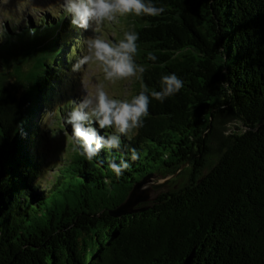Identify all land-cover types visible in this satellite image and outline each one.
Returning <instances> with one entry per match:
<instances>
[{"label": "trees", "instance_id": "16d2710c", "mask_svg": "<svg viewBox=\"0 0 264 264\" xmlns=\"http://www.w3.org/2000/svg\"><path fill=\"white\" fill-rule=\"evenodd\" d=\"M152 3L165 12L131 15L127 30L139 35L143 82L159 91L161 77L175 73L184 86L163 103L150 97L138 135L92 161L65 123L84 30L61 13L30 23L32 34L11 27L0 43V264H264V0ZM15 43L21 62L9 58ZM56 107L69 152L41 186L42 121ZM234 121L241 123L225 135ZM130 148L140 154L135 162ZM121 160L131 167L117 179L109 164ZM177 172L186 174L183 185L125 208L146 177Z\"/></svg>", "mask_w": 264, "mask_h": 264}, {"label": "clouds", "instance_id": "9594fccd", "mask_svg": "<svg viewBox=\"0 0 264 264\" xmlns=\"http://www.w3.org/2000/svg\"><path fill=\"white\" fill-rule=\"evenodd\" d=\"M62 6L71 15L72 26L91 32L82 41L83 53L77 57L72 70L80 72L86 66H95L103 74V81L96 84L93 92L83 96L67 114L65 121L71 126L77 150L88 161H92L102 150H119L122 138L131 141L138 135L149 116L150 97L163 103L179 93L184 82L175 73L163 75L160 90L150 91L143 82L146 66L136 62L138 33L124 31L121 39L113 41L104 38L101 31L105 25L117 23L119 17L160 16L165 12L164 7H156L152 0H62ZM147 60L155 62L157 56L149 52ZM120 81H138L139 94L130 100L113 98L106 89V83L115 85ZM233 123L241 122H230L227 127L231 129ZM93 125L100 130L112 129V133L106 137L101 136ZM225 135H229V132H225ZM129 151L133 162L140 158L135 148H130ZM109 167L119 179L131 165L126 160H121L119 164L110 162Z\"/></svg>", "mask_w": 264, "mask_h": 264}, {"label": "rangeland", "instance_id": "374dc122", "mask_svg": "<svg viewBox=\"0 0 264 264\" xmlns=\"http://www.w3.org/2000/svg\"><path fill=\"white\" fill-rule=\"evenodd\" d=\"M61 13H65L66 17H70L63 9L62 0H0V43L6 41L5 35L12 33L11 27H16V33L21 31V28H30V34L33 31V23L35 21L39 22L44 17L49 16L56 20ZM133 18L130 16L119 17L117 23L111 25H105L102 28V34L104 38L116 41L123 37V32L131 28L130 22ZM31 23V25H30ZM18 30V31H17ZM85 38L91 35V32H85ZM14 38V35L11 34ZM14 44V43H13ZM16 46H10L12 54L9 58L12 60V55L14 59L17 58L18 61H22L23 51L19 43H15ZM80 50L76 55L77 57L83 53V43L79 45ZM21 59V60H20ZM2 57L0 55V70ZM28 65H23L25 67L29 66L30 58H28ZM26 71V70H25ZM13 71L7 73L9 83L16 85L17 75ZM69 81L66 83L69 94H74L75 106L78 104L84 95L94 91L97 83L103 81V74L99 68L95 66L87 67L82 69L80 72H72L68 75ZM106 83V82H105ZM136 84L128 81H120L115 85L107 84L106 89L113 98L117 99H131L136 94ZM74 89V93L72 90ZM57 107L51 111V114H46L42 121V129L46 132V149H48L47 155V171L42 176L41 186L47 185L48 181H53L55 170L58 169L59 165L63 164L67 159V152L69 149L70 135L65 130H60L61 126L57 123L56 119ZM236 124H232V128L226 130V132L234 131ZM240 129V125H238ZM72 137V136H71ZM217 138V137H216ZM215 146L213 149V154L210 156V163L213 164L217 160V155L215 153ZM186 174H179L178 172L174 175H153L151 179L142 187L143 195L154 197L161 192L169 191L172 187H179L183 185L186 181Z\"/></svg>", "mask_w": 264, "mask_h": 264}, {"label": "water", "instance_id": "95a60500", "mask_svg": "<svg viewBox=\"0 0 264 264\" xmlns=\"http://www.w3.org/2000/svg\"><path fill=\"white\" fill-rule=\"evenodd\" d=\"M152 176L153 175H149L134 187V189L132 190V192L128 197L127 202L125 203V208H133L135 205L139 204L140 202L146 201L150 198V196L143 195L142 187L151 179ZM185 264H190V261L188 260Z\"/></svg>", "mask_w": 264, "mask_h": 264}]
</instances>
